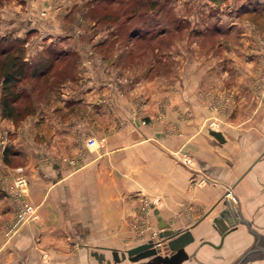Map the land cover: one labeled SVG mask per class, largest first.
I'll return each mask as SVG.
<instances>
[{"label":"crops","instance_id":"obj_1","mask_svg":"<svg viewBox=\"0 0 264 264\" xmlns=\"http://www.w3.org/2000/svg\"><path fill=\"white\" fill-rule=\"evenodd\" d=\"M216 1L222 28L211 53L166 48L144 67L116 48H69L75 69L34 112L0 114V264H100L93 251L102 264H136L114 261L111 249L158 239L155 208L194 234L180 264H234L257 241L264 247V59L255 42L264 39V0ZM23 198L36 218L7 235ZM225 198L246 222L221 239L212 218Z\"/></svg>","mask_w":264,"mask_h":264},{"label":"rangeland","instance_id":"obj_2","mask_svg":"<svg viewBox=\"0 0 264 264\" xmlns=\"http://www.w3.org/2000/svg\"><path fill=\"white\" fill-rule=\"evenodd\" d=\"M216 2V0H0V37L25 38V58L28 59L39 55L50 44L64 49H87L90 56L93 55L91 48L107 47L116 48L123 53V59L126 61H137L145 67L153 58L161 61L165 57L163 51H166V48L175 47L177 52L192 50L196 55L204 50L211 53L218 46L221 37V31L217 33V29L222 28L216 26L213 20L220 14L219 7H215ZM224 13L231 14L226 11ZM261 14L258 11L254 16L257 18V15ZM25 20L29 21L26 25L22 24ZM29 26L31 28H28ZM49 34L52 35L49 37ZM54 34L59 38L56 42L52 38ZM106 36L108 45L105 44ZM255 40L256 44L263 46V51L259 55L264 59L263 38ZM40 44L45 46L35 54L40 49ZM155 48L160 49L159 56L153 52ZM131 49L139 51V54L132 58L128 57L127 54L130 52L126 54L124 51ZM87 58L89 57H85L86 62L89 61ZM33 82L34 78L27 77L22 81L23 89L28 92ZM44 95L46 96L45 93H35L37 105L38 96ZM248 264H264V259Z\"/></svg>","mask_w":264,"mask_h":264},{"label":"trees","instance_id":"obj_3","mask_svg":"<svg viewBox=\"0 0 264 264\" xmlns=\"http://www.w3.org/2000/svg\"><path fill=\"white\" fill-rule=\"evenodd\" d=\"M104 48L97 47L96 50ZM25 52V38L0 37V114L16 121L36 110L35 93H45L48 96L58 81L71 75L77 64L75 51L57 48L52 44L29 59L25 58ZM29 76L35 82L27 92L23 89L22 81ZM46 96H38V99ZM10 153L11 149L7 148L6 160Z\"/></svg>","mask_w":264,"mask_h":264},{"label":"water","instance_id":"obj_4","mask_svg":"<svg viewBox=\"0 0 264 264\" xmlns=\"http://www.w3.org/2000/svg\"><path fill=\"white\" fill-rule=\"evenodd\" d=\"M210 133L218 140H223L221 131L212 129ZM223 203L224 207L212 218V226L218 231L221 239H223L227 231L233 228L238 222H246L237 212H233L232 199L225 198ZM154 213L159 220L158 226L160 231L158 233V239L149 238L142 243L126 248L124 251H121L120 254L117 249L113 248L111 250L114 261H119L121 258L127 257L132 261H136V264H180L190 257L185 246L195 239L191 228L172 229L170 225L163 220L157 208L154 209ZM257 237L259 236L257 235ZM163 248L168 249V252L162 253ZM256 252L264 254V247H262L258 241L255 248L244 253L234 264H241L246 258ZM93 255L99 260L100 264L103 263V253L93 251ZM110 262V260H107V263Z\"/></svg>","mask_w":264,"mask_h":264},{"label":"built area","instance_id":"obj_5","mask_svg":"<svg viewBox=\"0 0 264 264\" xmlns=\"http://www.w3.org/2000/svg\"><path fill=\"white\" fill-rule=\"evenodd\" d=\"M262 43H264V39L262 40ZM95 141L96 140L91 137L87 139V144L93 145ZM183 160L186 163L191 162V159L188 157H184ZM14 186L15 188H17V191L19 193L25 192L26 186H27L26 178L23 175L19 174L15 179ZM35 210L36 208L30 200L25 199V198L21 199V202L16 210V213L13 219L7 225L6 234L7 235L14 234L20 228V226H22L23 224L31 220H34L36 218Z\"/></svg>","mask_w":264,"mask_h":264}]
</instances>
